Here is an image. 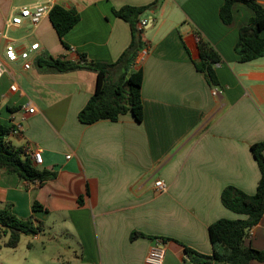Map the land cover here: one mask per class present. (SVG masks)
Here are the masks:
<instances>
[{
	"label": "crops",
	"instance_id": "crops-1",
	"mask_svg": "<svg viewBox=\"0 0 264 264\" xmlns=\"http://www.w3.org/2000/svg\"><path fill=\"white\" fill-rule=\"evenodd\" d=\"M42 1L79 14L63 37L68 49L48 16L36 26L7 27L16 9ZM153 1L0 0V61L9 40L23 47L37 42L38 56L76 62L83 54L87 62L111 64L131 40L127 22L111 10ZM254 1L264 10V0ZM222 4L158 0L141 16L145 45L134 67L142 72L140 122L129 112L114 122H79L78 112L96 87L92 71L55 72L35 64L38 56L27 71L7 65L11 74L0 79V124H20V133L8 139L16 147L38 149L37 168L56 173L40 184L0 172V207L9 203L18 218L44 228L49 223L45 231H54L51 239L59 233L73 238L70 256L52 264H145L156 243L164 247L162 264H194L185 249L211 256L210 223L243 218L223 207L220 195L226 186L254 194L259 181L250 146L264 141V55L239 63L238 30L253 12L235 2L232 20L224 24ZM259 35L264 39V29ZM198 37L220 59L213 70L217 86L195 70ZM30 107L34 111L28 114ZM156 180L167 186L164 192L154 187ZM33 202L43 210L33 209ZM40 235L25 236L36 241ZM244 245L264 252V214Z\"/></svg>",
	"mask_w": 264,
	"mask_h": 264
},
{
	"label": "trees",
	"instance_id": "trees-1",
	"mask_svg": "<svg viewBox=\"0 0 264 264\" xmlns=\"http://www.w3.org/2000/svg\"><path fill=\"white\" fill-rule=\"evenodd\" d=\"M158 0L149 4L131 7L124 5L111 10L116 18L127 22L131 40L122 51L118 59L111 64L87 62L81 54L79 61H65L41 54L36 59L37 65L55 72H70L85 69L96 74V87L86 105L79 110L77 118L83 125H90L99 120L117 121L126 112L130 113L138 122L142 119V104L140 89L142 72L135 69L138 52L144 47L142 40L143 28L138 26L141 16L150 9H154ZM241 2L247 6L253 15L248 24L238 30L235 52L239 63H247L264 55V39L259 35L264 29V10L254 0H224L219 9V17L224 24L232 20L231 5ZM49 22L65 49V34L79 21V14L74 10H65L59 5H53L48 14ZM197 49L199 60L194 62L195 70L203 73L207 82L217 86L214 64L220 59L213 47L201 37H198ZM9 128L0 124V172L14 174L20 180L42 184L55 177V171L38 169L32 160L24 153V149L16 147L9 139ZM251 153L259 171L254 194H247L233 186H226L221 191L220 200L223 207L236 215L243 216L236 220L219 219L210 223L207 231L211 243V256L193 255L185 249L188 258L199 264H249L250 261L264 263V252L246 247L244 239L250 229L257 225L264 214V141L250 146ZM33 209L43 210L36 202ZM43 232L39 222L35 225L31 218H18L11 209V204L4 203L0 207V237L7 236L4 247L16 248L22 235H38ZM29 246V244H27Z\"/></svg>",
	"mask_w": 264,
	"mask_h": 264
},
{
	"label": "built area",
	"instance_id": "built-area-1",
	"mask_svg": "<svg viewBox=\"0 0 264 264\" xmlns=\"http://www.w3.org/2000/svg\"><path fill=\"white\" fill-rule=\"evenodd\" d=\"M51 6L48 2H40L32 7L24 6L19 7L15 10V13L9 18L7 22V27H18L23 23H27L30 26H36L41 19H44L48 16ZM146 21L138 23L139 27H144ZM3 31H0V37H3ZM39 44L37 42L30 43L27 47L17 45L16 43L7 40L3 47V59L0 61V79L4 75L11 74L8 69V64L17 63L23 71L30 69L32 63L38 56ZM10 91L16 90V85L11 84L9 86ZM213 95H218L219 93L215 90L212 92ZM26 113L31 114L34 111V108H27ZM21 125L15 123L9 128V135H18L21 131ZM24 153L32 160L34 165L40 166L42 164L41 153L38 149L27 145L23 147ZM154 187L159 192H164L167 186L161 181L156 180L154 182ZM164 260V247L163 244L156 243L148 251L145 257V264H162ZM184 264H187L186 262ZM205 264V263H202Z\"/></svg>",
	"mask_w": 264,
	"mask_h": 264
},
{
	"label": "rangeland",
	"instance_id": "rangeland-1",
	"mask_svg": "<svg viewBox=\"0 0 264 264\" xmlns=\"http://www.w3.org/2000/svg\"><path fill=\"white\" fill-rule=\"evenodd\" d=\"M25 1L27 0H14L15 4ZM45 228L43 227V232L36 241L30 236H21L14 249L3 246L7 236L0 237V264H52L58 260H66L73 250V238L59 233L55 235V239H51L54 231H45ZM28 243L31 244L29 247ZM68 245H71L70 249L67 248Z\"/></svg>",
	"mask_w": 264,
	"mask_h": 264
}]
</instances>
